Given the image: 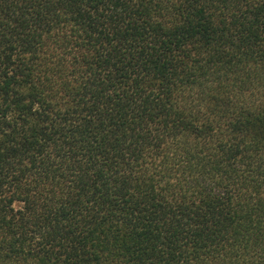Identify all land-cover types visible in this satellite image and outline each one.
Returning a JSON list of instances; mask_svg holds the SVG:
<instances>
[{
	"label": "trees",
	"instance_id": "trees-1",
	"mask_svg": "<svg viewBox=\"0 0 264 264\" xmlns=\"http://www.w3.org/2000/svg\"><path fill=\"white\" fill-rule=\"evenodd\" d=\"M0 264H264V0H0Z\"/></svg>",
	"mask_w": 264,
	"mask_h": 264
}]
</instances>
